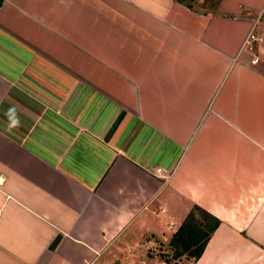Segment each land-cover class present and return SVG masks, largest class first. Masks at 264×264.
Segmentation results:
<instances>
[{
	"label": "crops",
	"instance_id": "1",
	"mask_svg": "<svg viewBox=\"0 0 264 264\" xmlns=\"http://www.w3.org/2000/svg\"><path fill=\"white\" fill-rule=\"evenodd\" d=\"M263 8L3 0L0 264H135L194 204L188 264H264Z\"/></svg>",
	"mask_w": 264,
	"mask_h": 264
},
{
	"label": "trees",
	"instance_id": "2",
	"mask_svg": "<svg viewBox=\"0 0 264 264\" xmlns=\"http://www.w3.org/2000/svg\"><path fill=\"white\" fill-rule=\"evenodd\" d=\"M2 2L0 0V6ZM219 223L218 218L194 204L168 242L172 249V258L178 259L186 255L197 260Z\"/></svg>",
	"mask_w": 264,
	"mask_h": 264
},
{
	"label": "rangeland",
	"instance_id": "3",
	"mask_svg": "<svg viewBox=\"0 0 264 264\" xmlns=\"http://www.w3.org/2000/svg\"><path fill=\"white\" fill-rule=\"evenodd\" d=\"M1 37L2 38H6V40L10 43V38L9 37H6L5 35L1 34ZM5 43H7L5 41ZM28 58V56H27ZM101 116H102V112L98 115L99 119H101ZM97 119L95 121H98ZM8 121V120H7ZM103 121V120H102ZM107 119L104 120V122H106ZM5 123V121H4ZM113 127V125L110 127V129ZM169 233L172 231V230H168ZM127 251L125 253L126 255V258H128V260L130 258H134L135 259V264H173V260H178V259H174L172 258V249L171 247L168 245V244H160L158 246H154V245H151L149 243L145 244L144 246H139V247H134V248H129V247H126ZM162 251V252H161ZM150 253V255L152 256H147L146 254ZM186 256V255H184ZM185 260L187 261H190L191 258L189 257H185V259H179V262L178 263H174V264H188V262H186ZM181 261V262H180Z\"/></svg>",
	"mask_w": 264,
	"mask_h": 264
},
{
	"label": "built area",
	"instance_id": "4",
	"mask_svg": "<svg viewBox=\"0 0 264 264\" xmlns=\"http://www.w3.org/2000/svg\"><path fill=\"white\" fill-rule=\"evenodd\" d=\"M263 12H264V8H263ZM160 171H161L160 168H155V169L153 170V173H154L155 175H158V176H161V177H168V175H166V174H161Z\"/></svg>",
	"mask_w": 264,
	"mask_h": 264
},
{
	"label": "water",
	"instance_id": "5",
	"mask_svg": "<svg viewBox=\"0 0 264 264\" xmlns=\"http://www.w3.org/2000/svg\"><path fill=\"white\" fill-rule=\"evenodd\" d=\"M59 237H60V235L56 237V239L54 240L53 243H56L58 241Z\"/></svg>",
	"mask_w": 264,
	"mask_h": 264
}]
</instances>
